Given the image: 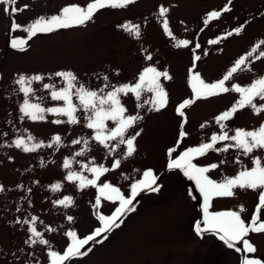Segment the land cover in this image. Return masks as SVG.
I'll list each match as a JSON object with an SVG mask.
<instances>
[{
	"label": "rangeland",
	"instance_id": "obj_1",
	"mask_svg": "<svg viewBox=\"0 0 264 264\" xmlns=\"http://www.w3.org/2000/svg\"><path fill=\"white\" fill-rule=\"evenodd\" d=\"M88 2L91 0H33L27 5L28 1L17 0L15 8L20 9L21 4L28 7L14 13L10 5L0 4V185L4 187L0 192V264H51L48 252L65 250L70 243L68 231L77 232L80 238L92 234L102 226L98 217L111 215L118 207V201L103 197L96 206L99 185L110 183L130 196L131 185L143 179L148 169L159 177L160 191L142 192L134 201L136 211L123 217L119 228L105 234L107 239L98 237L101 242L86 245L82 251L87 249L89 253L74 258L71 264H241L245 255L264 260V233L245 237L257 248L252 254L244 251L243 241L229 248L218 232L198 234L196 223L205 227L203 195L181 169L168 168L170 160L188 148L211 143L214 134L228 131L231 136L237 128L252 130L264 124V112L257 114L245 107L222 122L226 128L221 129L215 117L230 110L240 94L229 91L196 99L190 82L191 76L199 73L206 83H215L264 40V0H135L124 8L100 9L84 25L38 33L28 40L24 51L11 47V37L28 39L24 28L35 19L60 14L71 4L85 6ZM161 6L169 10L164 16L159 12ZM226 6L231 10L224 12ZM212 11L222 14L209 20ZM165 20L172 36L165 31ZM13 22L21 28L13 30ZM129 23L139 25V37L124 27ZM237 27L242 29L239 34L235 33ZM230 32L232 35H228ZM181 40L189 41L188 45L177 47ZM260 51H264V45L226 82V87H247L264 77V57L256 58ZM149 55L151 60L147 59ZM146 67L167 71L172 79L161 78L168 102L159 110L149 103L155 94L146 89L139 100L133 93L120 95L127 109L125 115L140 117L124 137L135 136L132 156H127V144L118 139L108 141L107 148L94 139L95 130L87 127L89 113L79 105L75 89L77 124L68 123L67 116L50 112L44 113L43 120L34 121L20 110L25 99L16 83L20 75L44 76L43 81L32 82L34 95L30 102L53 108L63 107L64 102L53 100L51 92L67 86L56 72L71 71L79 84L107 93L114 87L139 82ZM45 84L53 88H44ZM187 99L195 102L184 109L185 116L181 117L177 108ZM254 103L261 106L264 100L258 97ZM56 119L63 122L56 124ZM115 126V122L107 121L109 129ZM181 131L187 133L183 138ZM29 135L35 138L28 141L30 146L43 142L42 146L32 152L15 146L16 139L27 141ZM56 135L61 137L59 144L53 140ZM74 140L80 143L74 144ZM229 144L235 141H218L192 162L199 167L217 164L207 175L222 182L243 168L253 167L254 157H264V150L248 155L236 147L223 151ZM170 148H175L171 157ZM65 160L70 161L69 168L64 167ZM116 160L120 161L118 168L113 167ZM101 165L109 171L97 181L98 186L81 189L79 181L67 179L70 172L94 179L90 169ZM56 184L61 185L58 190L53 188ZM234 192L232 197L213 198L209 211H239L243 206L242 219L250 223L256 214L259 190ZM65 196L73 198L70 206L55 203ZM68 216L73 219L69 221ZM33 217L34 226L49 245L26 243L34 238L29 231ZM260 218L264 220V209Z\"/></svg>",
	"mask_w": 264,
	"mask_h": 264
},
{
	"label": "snow or ice",
	"instance_id": "obj_2",
	"mask_svg": "<svg viewBox=\"0 0 264 264\" xmlns=\"http://www.w3.org/2000/svg\"><path fill=\"white\" fill-rule=\"evenodd\" d=\"M17 0H0V4L14 5ZM135 0H91L85 6L78 4H71L65 6L60 14L52 15L51 17H39L35 19L31 24L24 28V31L28 34V39H12L11 47L20 51L26 50L28 40L36 36L38 33H49L56 29L68 28L77 25H84L86 22L92 20L94 14L100 9L106 7L112 8H124L130 4H133ZM28 7L27 5L24 6ZM230 7H225L224 12L230 11ZM11 12L23 11V8L17 9L12 7ZM168 8L161 6L159 9L160 15L164 16L168 12ZM220 11H212L208 14V19H218L221 16ZM207 23V21H205ZM11 27L13 30L20 29L21 25L13 22ZM124 27L130 32L139 37V25L125 24ZM165 31L169 36H172V32L168 29L167 20L164 21ZM242 31L240 27L235 29V33L239 34ZM232 35V33H228ZM217 41H213L216 43ZM189 41L181 40L178 42L177 47L187 46ZM264 45V40H261L251 52L247 55L242 56L236 61L235 65L223 76L222 79L215 83H206L200 76L199 73L191 76V87L195 94L196 99L208 98L216 96L221 93H227L234 91L240 94V99L237 103L228 111H224L221 115L215 117L216 123L220 125L221 129H225L226 125L222 122L231 119L239 109L245 107H251L254 112L260 114L264 112V105L258 106L254 101L259 97L264 100V77L256 79L250 86L241 87L239 84H233L231 88L226 87L225 84L229 81L234 74L242 70L248 63L249 57L256 53L257 49ZM199 47V45H197ZM264 57V51H260L257 59ZM147 59L151 60L152 57L149 55ZM196 60L200 57L196 56ZM57 77L63 78L67 82V86L60 90H53L51 97L53 100L63 101V107L44 108L40 103L30 102L31 95H34V89L32 88L33 81H43L44 76L33 75L26 77L20 75L16 80V83L20 86L19 91L24 94V102L21 106V112L25 116H28L32 120H43L44 113L50 112L56 115H63L68 117V123L77 124L79 121L75 115L78 111L77 105L73 102V89H75V95L79 100V105L82 109L89 113L87 116V127L95 130L94 139L106 148L109 147L108 141L119 140V143L127 144V156H132L136 151L134 140L135 136L124 139L125 134L130 128L140 119L138 115H125L127 109L122 104L120 95H128L133 93L137 100L140 99L142 90H147L150 93H154V98L149 101L152 106L159 110L167 105L168 93L165 91L161 84V78L171 80L172 77L167 71H158L155 67H146L139 76V82L133 84H123L119 87H114L113 90L107 93L100 89L99 92L96 90H90L83 84H79L78 78L71 71H59L56 72ZM107 77L104 80L107 81ZM79 86L77 87V85ZM107 87V84L105 85ZM44 88H53V85L45 84ZM193 99L184 100L177 108V112L181 117L185 116L184 109L189 105L193 104ZM107 121L115 122V127L109 129L107 127ZM63 121L56 119L54 123L60 124ZM186 122V118H185ZM203 127V125L201 126ZM139 133H136L138 135ZM187 133L184 131L180 132V137L183 138ZM35 138L31 135L28 136L27 141L24 138H18L15 140V146L22 148L24 152H32L37 148L41 147L43 142L32 143L29 145L28 141H34ZM56 144L61 142V137L56 135L53 137ZM218 141H235V144L227 145L223 151H227L229 147H236L245 155L252 154L256 150H264V124L258 129L247 130L244 128H237L234 130V135H229L228 131H223L220 135H212L211 143H203L199 147L188 148L184 151L177 159L170 160L168 164L169 169H181L183 174L189 179L195 182L200 193L204 199V228L201 227V223L197 222L195 230L198 234L202 232H218L220 233V240L224 241L229 248H233L236 242L243 241L244 251L248 254L255 253L257 248L250 243L245 237L249 233H264V220L260 218L261 209H264V157L256 156L253 158L252 163L254 164L251 168H243L238 175L235 177H226L222 182H217L209 178L207 173L211 169L218 167L217 164H211L206 167H199L192 161L196 156H203L205 153L213 149ZM74 144H79L80 140H74ZM87 143V141H85ZM50 146V145H49ZM175 152V148L168 150L169 157ZM82 155V153H77ZM120 161L116 160L113 167L118 168ZM64 167H70V161L65 160ZM94 175V179H88L86 176L77 172H70L67 176L69 181H79V187L81 189L88 186H98L97 181L100 177L109 171L108 168L101 166H95L90 169ZM159 177L154 174L151 169H148L143 173V179L136 181L131 185V194L126 196L123 194L118 187H114L110 183H104L99 185V196L96 199V206L101 203L100 197L109 201H118L119 205L115 208V211L111 215H100L98 219L101 222L100 227L95 228L92 234H89L83 238L78 237L77 232L68 231L67 237L70 238V243L67 245L63 252L51 250L48 252L51 264H71L74 258L86 255L85 251H82L86 245L90 242L99 243L98 237L107 239V233L112 232L114 229L119 228L123 222L122 218L129 213L135 212L136 207L134 201L142 192H159L160 186L157 185ZM61 187L60 184L53 186L54 190H58ZM234 189H251L259 190V203L256 208V214L252 216L250 223H246L242 219L241 213L244 211L241 206L239 211H224V212H210L209 207L213 198L215 197H232L235 192ZM4 191V187L0 185V192ZM55 203L64 205L65 207L70 206L73 203L71 196H65L63 199L55 201ZM67 219L71 221L72 216H68ZM36 218H32L33 226L29 229L32 233V239L26 241L32 245H49V240L44 239L41 232L37 231L34 226ZM19 223V221H17ZM24 223H29L25 220ZM237 252H241L240 248H235ZM241 264H264V260L259 258H249L245 255L242 258Z\"/></svg>",
	"mask_w": 264,
	"mask_h": 264
},
{
	"label": "flooded vegetation",
	"instance_id": "obj_3",
	"mask_svg": "<svg viewBox=\"0 0 264 264\" xmlns=\"http://www.w3.org/2000/svg\"><path fill=\"white\" fill-rule=\"evenodd\" d=\"M25 1H28L27 5H30V2L33 1V0H25ZM34 1H38V0H34ZM19 2H20V1H19ZM31 4H33V3H31ZM15 5H16V4H14V5H10V9H11L12 7H16ZM20 8H23V9H24V8H25V7H24V4H21ZM10 12H11V11H10ZM13 15H14V14H13ZM91 246H94V244H91Z\"/></svg>",
	"mask_w": 264,
	"mask_h": 264
}]
</instances>
